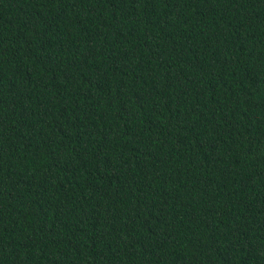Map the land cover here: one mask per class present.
I'll return each instance as SVG.
<instances>
[{
    "label": "trees",
    "instance_id": "1",
    "mask_svg": "<svg viewBox=\"0 0 264 264\" xmlns=\"http://www.w3.org/2000/svg\"><path fill=\"white\" fill-rule=\"evenodd\" d=\"M0 264H264V0H0Z\"/></svg>",
    "mask_w": 264,
    "mask_h": 264
}]
</instances>
